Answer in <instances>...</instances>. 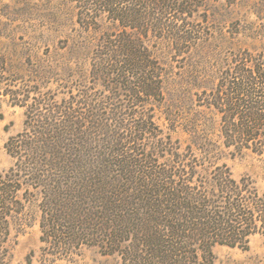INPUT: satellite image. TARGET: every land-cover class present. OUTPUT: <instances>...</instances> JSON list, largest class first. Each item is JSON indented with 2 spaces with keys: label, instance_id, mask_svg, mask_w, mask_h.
I'll return each mask as SVG.
<instances>
[{
  "label": "trees",
  "instance_id": "obj_1",
  "mask_svg": "<svg viewBox=\"0 0 264 264\" xmlns=\"http://www.w3.org/2000/svg\"><path fill=\"white\" fill-rule=\"evenodd\" d=\"M72 1L82 28L101 29L90 76L110 94L32 87L9 78L0 55V97L25 114L4 144L12 163L0 171V264H11L12 225L32 205L41 250L55 257L93 246L120 264H215L216 245L247 249L264 235V189L209 147L171 144L148 106L162 101L164 71L150 41L183 52L210 0ZM197 97L233 155H264V45L231 51Z\"/></svg>",
  "mask_w": 264,
  "mask_h": 264
},
{
  "label": "rangeland",
  "instance_id": "obj_2",
  "mask_svg": "<svg viewBox=\"0 0 264 264\" xmlns=\"http://www.w3.org/2000/svg\"><path fill=\"white\" fill-rule=\"evenodd\" d=\"M76 13L72 0H0V55L8 62L9 78L21 77L32 87L39 84L58 95L70 89L77 93L76 84L95 97L110 94L90 76L101 29L82 28ZM99 24L102 29L113 25L104 17ZM190 24L196 31L183 52L167 39L149 43L164 69L162 101L148 105L153 120L171 144L181 149L209 147L216 155L215 162L227 163L237 178L250 174L263 190L264 155L250 151L233 155L232 148L222 143L217 115L201 105L197 95L215 85L231 51L264 45V0H235L231 4L210 0ZM24 119V107L7 96L0 97V171L12 163L5 141L22 130ZM11 234V264H28L27 260L29 264H120L118 255L101 254L93 246L68 257L42 252L35 205L27 207L13 223ZM213 250L215 264H264V235H253L247 249L216 245Z\"/></svg>",
  "mask_w": 264,
  "mask_h": 264
}]
</instances>
